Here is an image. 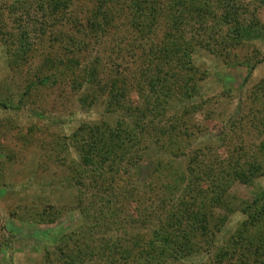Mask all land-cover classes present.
Wrapping results in <instances>:
<instances>
[{
    "label": "rangeland",
    "instance_id": "1",
    "mask_svg": "<svg viewBox=\"0 0 264 264\" xmlns=\"http://www.w3.org/2000/svg\"><path fill=\"white\" fill-rule=\"evenodd\" d=\"M112 93L141 108L144 140L98 155L122 162L119 181L86 193L77 132L122 125ZM189 171L193 193L178 182ZM221 191L205 208L215 250L196 241L177 264H221L264 193V0H0V264H134L175 197L196 210ZM247 253L223 264H255Z\"/></svg>",
    "mask_w": 264,
    "mask_h": 264
},
{
    "label": "trees",
    "instance_id": "2",
    "mask_svg": "<svg viewBox=\"0 0 264 264\" xmlns=\"http://www.w3.org/2000/svg\"><path fill=\"white\" fill-rule=\"evenodd\" d=\"M57 3L58 2L56 1V4ZM107 20V11H104L98 13L97 16L94 15L92 23L95 28L102 29L103 23ZM170 38V42H175L172 37ZM170 44L171 45H169L167 50L173 49L172 51L175 53V57L177 55L179 56L178 49L180 47L175 45L176 43ZM75 68L76 67H71L72 70ZM109 97L110 101L114 99V101L109 104V108L118 111L122 110L121 112H123L120 114L122 116L120 122L122 125L118 124L116 125V128L108 127L105 124H87L79 128L77 132L82 139L80 144L84 151L81 155V161L84 167H87L88 169L87 172L85 171L87 173L86 181L88 182V184L85 185L86 193H89V190H91L88 188L92 185L98 184L100 177L104 180L105 176H110L112 173L109 172L115 171V176L112 174V179L119 181L118 179L121 173L120 167L122 162L117 161L118 163H115L114 165L112 162L111 164H107L104 162H106V159L108 158L104 156V158H99L103 163H99L100 161L95 159L98 155L101 156L108 151L112 152V156L116 151L126 153L133 149L140 148L144 140L143 134L141 133L142 130L139 129V123L134 122L138 117L137 115L141 113V108L137 107L133 111V109L129 108L126 102L120 105L117 101L118 97L114 93ZM125 104L127 107L124 106ZM150 104L151 102L145 106L146 111H144V113L150 114L154 112V104L152 103L151 107ZM144 113L142 112V115L145 117L146 115ZM76 135L74 138H76ZM98 150L99 152L101 151L100 154L98 153ZM127 156L132 160L135 158L130 165H128L129 176L131 177V171H135V168L140 165L139 163L142 161H140L141 159L138 158L136 153ZM136 159L137 161L135 162ZM195 175V173L189 171L185 176L183 175L182 177L181 175L178 180L179 183H184L183 180L185 179V182H187L186 187H188L187 191H190L191 193H193L196 187H198L195 181L197 180L195 179ZM240 175L241 174L238 173L233 174V176L236 177V180L240 179L245 183L247 182V179L242 178H249L248 176H251L249 174H247L248 176L245 174ZM220 194L221 203L219 202L213 206L207 205L204 208H201L204 206L202 204L200 205V208L196 210L193 208L194 201L190 206H187V203L181 198L179 199V197H175L172 201V205L164 211V215L167 216L161 220L158 227L153 225L152 231H150V236H147L146 243L141 244L142 247L141 245H138L134 248L135 250L133 251V254L135 258L132 262L134 264H177L190 258V256L198 255L200 252L199 247L202 245L201 242H205L202 247L209 246V248H214L215 250L216 245L214 243L216 241H214V237L216 236V233L220 232V227H217L216 225V227H211V220L208 218L210 216L205 212V208L213 211L216 209L215 207H217L218 210H220L221 208H219V205L223 204V191H221ZM262 200H264V193L257 195L250 204L245 205V208L242 211L245 220L237 229L233 237L228 240V249L226 251L220 249L216 252L220 262L222 260L221 264L224 263V258H228V261L231 262V258L241 257V252H248L245 258L250 256L254 259L255 264H264V233L261 232H264V209L260 207ZM200 210H203V212H200ZM210 218H212V216ZM250 236H256L257 242H247L246 240ZM134 241L136 243L138 242L136 239ZM196 241L201 242L195 247V244H197ZM124 254L132 256L131 253ZM124 263L127 264L125 261ZM114 264H117V262Z\"/></svg>",
    "mask_w": 264,
    "mask_h": 264
}]
</instances>
